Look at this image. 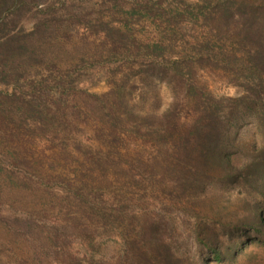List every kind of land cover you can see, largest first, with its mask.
I'll list each match as a JSON object with an SVG mask.
<instances>
[{
    "label": "rangeland",
    "instance_id": "374dc122",
    "mask_svg": "<svg viewBox=\"0 0 264 264\" xmlns=\"http://www.w3.org/2000/svg\"><path fill=\"white\" fill-rule=\"evenodd\" d=\"M20 1L31 6L10 34L38 25V62L7 65L17 82L0 91L28 97L40 81L60 117L43 131L0 124V264H264L250 226L264 214V94L259 119L229 102L253 86L264 34L235 10L223 21L222 0ZM204 95L239 126L231 178L195 176L179 149Z\"/></svg>",
    "mask_w": 264,
    "mask_h": 264
},
{
    "label": "trees",
    "instance_id": "16d2710c",
    "mask_svg": "<svg viewBox=\"0 0 264 264\" xmlns=\"http://www.w3.org/2000/svg\"><path fill=\"white\" fill-rule=\"evenodd\" d=\"M222 10L223 21L231 19L233 16V10L238 12V15L242 16V23L247 27L248 34L251 36H257L259 32L264 34V7L260 4L256 6L251 0H222L219 4ZM31 5L26 1L20 0H0V83L1 84H13L16 83V78H12L14 75V68L5 67L13 62H38V55L34 50L29 48L31 38H34L36 31H39L38 25L31 33H21L16 31L12 34L10 32L14 30L20 18L24 16L25 10H29ZM196 8L201 9L202 6L195 5ZM5 11L12 13L10 18L9 14H5ZM245 13V14H244ZM250 16L251 18L243 21V16ZM262 15V17H260ZM207 18V17H206ZM210 20V18H208ZM119 33V31H117ZM42 36H40V39ZM250 58L251 63V75L253 86L247 85V94L238 96L235 99H230L232 103L231 107L234 111L239 107L246 109L250 107L251 115L257 116L259 109V98L264 94V55L259 51H255ZM250 56V57H251ZM18 84V83H17ZM16 84V86H17ZM71 79L58 82L59 95L56 97L57 101L63 102L68 106V100L70 95L67 92L61 93L60 90H69L73 85ZM58 88V87H57ZM31 92L28 97H25L20 91H13L10 93L0 91V124H10L14 126H25L32 130L43 131L47 122L58 120L57 107L55 111H52L47 106V92L48 89L44 88L41 82H36L30 85ZM200 94V93H199ZM250 95V96H249ZM54 96V95H51ZM205 96V95H204ZM202 94L197 98L199 101ZM202 99V98H201ZM221 99H215L211 95L205 96V102L203 108V115L199 116L193 121L183 133L179 134L178 142L181 145L179 149L183 151L185 160L189 161V165L192 164L193 173L195 176L206 175L207 172L214 173L218 170L220 174L227 177H233L235 173L240 172L242 167H238L237 160L239 159V142L238 132L239 126L237 122L228 124L227 120H224L219 115L221 110ZM242 105V106H241ZM258 108V109H257ZM64 109L60 114L64 116ZM51 115H49V113ZM116 118V117H115ZM118 119V118H117ZM259 121V120H258ZM172 122V121H171ZM177 125L174 122L171 126V131L175 130ZM43 129V130H42ZM31 132V131H30ZM43 135L39 136V140ZM26 162L25 158L20 159L17 164ZM261 163H255L253 166L246 168V173L260 172ZM14 166V165H13ZM4 163L0 161V173L3 172ZM15 167V166H14ZM245 173V170L243 171ZM264 178V177H262ZM251 229L256 233L255 240L264 241V214L261 210H256L253 220L251 221ZM245 244V243H242ZM208 252L211 254L214 260L221 259L220 251L218 247L207 246ZM240 249V247H239ZM232 256V255H231Z\"/></svg>",
    "mask_w": 264,
    "mask_h": 264
}]
</instances>
